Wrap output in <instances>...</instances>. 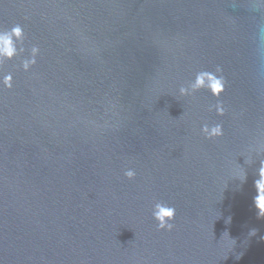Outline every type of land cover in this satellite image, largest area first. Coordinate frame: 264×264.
<instances>
[{"label": "water", "instance_id": "95a60500", "mask_svg": "<svg viewBox=\"0 0 264 264\" xmlns=\"http://www.w3.org/2000/svg\"><path fill=\"white\" fill-rule=\"evenodd\" d=\"M15 24L26 52L0 65L14 77L0 90V264H264V0H0V29ZM217 66L224 115L205 89L179 95ZM157 201L176 208L172 231Z\"/></svg>", "mask_w": 264, "mask_h": 264}, {"label": "clouds", "instance_id": "9594fccd", "mask_svg": "<svg viewBox=\"0 0 264 264\" xmlns=\"http://www.w3.org/2000/svg\"><path fill=\"white\" fill-rule=\"evenodd\" d=\"M27 19V17H25ZM25 34L24 29L20 24H15L11 28L0 29V65L5 61H11L21 54L26 52L24 47ZM28 51V55L21 59L20 68L24 72H29L37 64V57L40 54V48L37 45H32ZM222 68L217 66L213 71H199L195 78L187 85L179 88L180 96H192L201 89H205L217 98V102L210 106V110L214 109L218 115H224L226 109L222 100L221 94L225 91L227 83L222 75ZM219 74V75H218ZM13 73L0 72V90L13 88ZM202 135L206 139L222 137L224 128L221 123L208 124L204 123L200 129ZM261 155L257 154V157ZM252 160L251 163H253ZM258 178L254 180L256 195L253 197L254 207L257 209L259 218H264V158L259 160L257 169ZM124 176L132 180L136 176V171L133 168H127L124 171ZM245 173L243 180H245ZM242 180V181H243ZM152 218L156 221L158 230L172 231L174 228V220L176 218V208L163 201H157L152 208Z\"/></svg>", "mask_w": 264, "mask_h": 264}]
</instances>
